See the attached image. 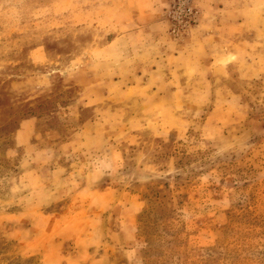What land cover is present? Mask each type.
I'll return each mask as SVG.
<instances>
[{"label": "rangeland", "instance_id": "rangeland-1", "mask_svg": "<svg viewBox=\"0 0 264 264\" xmlns=\"http://www.w3.org/2000/svg\"><path fill=\"white\" fill-rule=\"evenodd\" d=\"M0 264H264V0H0Z\"/></svg>", "mask_w": 264, "mask_h": 264}, {"label": "crops", "instance_id": "crops-1", "mask_svg": "<svg viewBox=\"0 0 264 264\" xmlns=\"http://www.w3.org/2000/svg\"><path fill=\"white\" fill-rule=\"evenodd\" d=\"M28 120H30V119H26V120H24V121H22L21 123H20V126H22L24 123H26Z\"/></svg>", "mask_w": 264, "mask_h": 264}]
</instances>
